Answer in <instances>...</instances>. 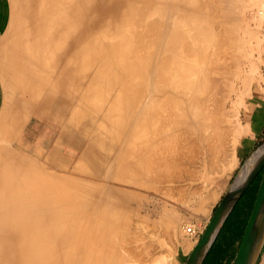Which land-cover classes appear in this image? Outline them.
Returning a JSON list of instances; mask_svg holds the SVG:
<instances>
[{
	"label": "bare ground",
	"instance_id": "obj_1",
	"mask_svg": "<svg viewBox=\"0 0 264 264\" xmlns=\"http://www.w3.org/2000/svg\"><path fill=\"white\" fill-rule=\"evenodd\" d=\"M11 2L0 71L13 74L7 86L34 85L36 101L71 109L61 138L91 143L79 159L89 170H77L118 181L116 170L119 183L158 194L170 177L176 200L208 214L264 118V0ZM11 150L19 156L0 161V264H171L192 247L176 212L142 216L130 189L55 176Z\"/></svg>",
	"mask_w": 264,
	"mask_h": 264
},
{
	"label": "rangeland",
	"instance_id": "obj_2",
	"mask_svg": "<svg viewBox=\"0 0 264 264\" xmlns=\"http://www.w3.org/2000/svg\"><path fill=\"white\" fill-rule=\"evenodd\" d=\"M251 25H253L252 22H251ZM9 28H10V26H9ZM8 31H9V29H8ZM7 32H6V34H7ZM260 32H261V34L264 33V28H262L260 30ZM263 37H264V35H263ZM2 40H3V38H2ZM255 55H256L255 57L257 58L258 57L257 56L258 54L255 53ZM262 56L264 57V52H263V55ZM260 68H261V74L264 75V66L262 64H260ZM42 73H44L43 76H45V77L50 76V75L47 74V72H42ZM45 73H46V75H45ZM40 75H42V74H40ZM28 76L24 80L27 81L28 80ZM29 78H31V77H29ZM29 80L31 81V79H29ZM23 82H25V81H23ZM25 83H26L27 86L30 85L28 82H25ZM256 84H258V83L257 82H254L253 85H252L253 91H256V89L259 87V85L257 86ZM32 87L34 88L35 86L34 85L29 86V88H32ZM39 87L41 88V86H36V88H39ZM45 87H48V89L44 88V89H46V91L43 89L46 92V94L52 92V88L49 89V86H45ZM22 88H24V87H22ZM27 88L28 87H26V89ZM29 88H28V90H31ZM42 88H43V86H42ZM32 90L30 92H36V91L38 92V89H36V90L35 89H32ZM49 90H51V91L49 92ZM258 96H260L259 98L261 100H263L264 96H262L261 94L258 95ZM246 103L248 104V106L250 108V112L253 113V111L256 108L255 107V104H254V99L253 98H247ZM45 104L46 105H50L48 103H45ZM59 104H61V103H59V102L56 103L57 106H60ZM61 107H62V105L60 106V109H61ZM63 107H66V106L63 105ZM69 110H71V109H69ZM69 110L68 109H61L62 116H61L60 123H57L56 122L55 125L54 124L47 125V126H50L51 128H54V126H55L56 135L57 136H59L60 134L62 136V132H63L64 127H65V122H66V119L68 117V111ZM244 111H245V109H243V112H242V114H243L242 116L243 117H244ZM263 120H264V118H263ZM60 124H61V127H60ZM261 127L262 128L259 129V132H256V133H253V134L251 133L252 135L249 134L248 140L246 141L247 143H249L248 145L250 147V149H249V152L250 153L249 154H251V151L253 149H255L259 145V143L261 142V140L264 138V122H263V124H262ZM15 135H17V132H16ZM61 136H59L60 137V141H58L59 138L57 140L58 141L57 142V144H58V152L55 151L53 153L52 152L53 147H50L49 149L48 148L43 149V148H39V147H33L32 149H30L29 151H27L26 149H21V148H18V147L15 146L14 147V150H15L16 153H19L21 155L23 154L22 155V156H24L23 158H29L28 160L35 161L33 163H36L38 167L43 168L45 171H47L49 173H52L55 176L66 177V178H73V179H76V178L88 179V180H91V181H95L97 183L100 182V183H104V184L113 185V186H116V187H121V188H124V189H130L133 193L135 192V193H137V195L139 194V196L140 195L142 196L140 202H142L141 204H143V205H141L139 203V205H141V208L140 207L138 208L139 213L142 216H148V215L151 214L153 220H158L160 218L161 214L164 215V213L168 214L170 212H172V213H175L176 212V214H174V217L176 215L178 216V217H175L176 219L177 218L181 219L182 222H184L186 225H189V224L192 225L194 223L196 225L198 223L197 225L199 227V230H203V233L205 232V229H206V227H207V225H208V223L210 221L209 220V216L211 214L212 207L216 204V202L219 200V198L223 194L225 195L226 191L231 186L233 180L235 179V177L237 176L238 172L240 171V169L242 167V166L241 167H236V169L230 174V177L227 178V180L225 181V184L221 187V191H220V194H219L218 199L214 202V204L212 205V207L210 209V212L208 214H207V212H195L194 209H193L195 207V205H196L195 202L185 201L184 198H183L182 201H184L183 202L184 205H182V203L179 202V201H181V199H180L181 197H179V201H178V198L176 200V197H173L174 195L178 197V193H176L175 188H177L179 186L174 187V185H178V184H174L173 185V182H172V184H171V182H168L167 180H169L170 177L167 180H163V181H166L167 182L166 183L167 185L165 184V182H162V183L160 182L161 187H159L160 184L159 185L156 184V187L158 186V188H161V189H159L160 191H158V192H160V194H158L155 191L143 189L141 187L128 186L124 182H120L119 183V180L121 179V177H122L121 180H123V175L121 174V172H119V171L117 172L116 170H113L114 171L113 172V175L115 174V176L117 175V176L120 177V179H118V181H116V180L114 181L113 180V177L112 178L110 177V176H113V175H110L109 176L112 180L109 179L106 176L107 169L104 170V169H102V167H100L101 172L99 171L98 167H95V168L98 169L97 171H99L98 172L99 175H100V173L103 174V175H101V176H104L103 179H102L101 176H100L101 178H99V175L97 174V171H96V173H95V171L93 173V170H96L94 168L92 169V173H91V171H85V173H81V172H84L83 170H85V169L86 170H89L88 169L89 163H87L85 160H82V162H84L85 165L84 166H80L79 170H81V172H79L77 170V168L79 167V166H77L78 165L77 163L79 162L80 163L79 165H82V162L79 159L83 158V157H81L82 153L88 149V147L90 146L91 143L89 142V140H84L82 146H80V145L77 146V145L72 144V141H70V138H69L68 135L64 136L63 139L61 138ZM240 150L241 149H239V151ZM13 154H15V153H13ZM17 155L15 154V156H17ZM22 156H20V157H22ZM75 165L77 167H75ZM90 166H93V165L91 164ZM83 167H85V168L82 170L81 168H83ZM104 167L105 166H103V168ZM74 168H76L77 171H74L75 170ZM104 171H105V173H104ZM86 172L87 173L90 172V175L93 174L97 178L91 177L92 175L89 176V173L87 174ZM111 172L112 171H110L109 174H111ZM0 177H1V174H0ZM259 177H262V176L260 175ZM259 177H257L253 181V183L249 186V188L247 189V191L244 194L245 204H246V210L245 211H246L247 220L245 222V227H243V231H242V234H241V241H242V238H243V235H244V231L246 229V226L248 224V221L250 219L252 210L254 208V204L256 202V198H257L258 191H259V188H260L261 179ZM105 178H107V179H105ZM157 182L159 183V181H157ZM162 185L167 186L168 190H170V189H174V190H170L171 194H169L170 192L169 193L167 192V188H164L163 189ZM172 185H173V187H172ZM0 188H1V181H0ZM165 189H166V193H167L166 195L169 194L170 196L168 195V197H165L164 195H162L164 192L161 194V190L162 191L163 190L165 191ZM173 198H175V199L173 200ZM186 198L188 200V197H186ZM134 205H135V209H134L135 213H134V211H133V213L136 214V216H138V214H139L138 213V210H137V213L138 214L136 213V209H137L136 206H138V203L137 202H134L131 206L134 207ZM217 206H216V208H217ZM133 207H132V209H133ZM216 208L214 209V212H215ZM214 212H213V214H214ZM213 214H212V216H213ZM170 215H172V214L170 213ZM205 218L207 220H209L208 223H204L203 219H205ZM203 233H202V235H203ZM202 235H201V237H202ZM201 237L199 238L198 242L200 241ZM179 239H180V241H183L185 243L188 242V243H186L187 245L185 244L186 246H188V244L191 243V246L192 247L191 248H188V249L184 245L183 246L185 248L184 247L182 248V246L181 247H178L177 248V251H176V253L174 255L175 258H173L174 261L172 263L173 264H186L187 259H188L189 255H190V253H191V251L193 249V242H196V239H192V238L189 239V237H187V236H180ZM241 241H240V244H241ZM186 250H187V252H186Z\"/></svg>",
	"mask_w": 264,
	"mask_h": 264
},
{
	"label": "crops",
	"instance_id": "obj_3",
	"mask_svg": "<svg viewBox=\"0 0 264 264\" xmlns=\"http://www.w3.org/2000/svg\"><path fill=\"white\" fill-rule=\"evenodd\" d=\"M12 13H13V8H12L11 0H0V59L3 54V47H4L2 44V38L9 29L12 19ZM2 71H0V137H1L0 140L4 138L5 142H7L9 145L7 144L5 147V143H4V147L2 146L3 149L2 148L0 149L3 150V152L1 151L2 154L0 155V159H1L0 161L3 160L4 163L5 161L6 163L9 162L10 160L8 159V157L13 152L10 153L8 152L11 149H13L15 146L21 149H26L27 151H29L33 147H39L43 149L45 148L49 149L50 147H53L52 152L53 153L55 151L58 152L57 142L60 141L59 136H61V134L59 136L56 135L55 126L54 128L47 126L49 124L55 125L56 122L60 123L61 121V116H62L61 109L60 106L56 105L55 103L56 99L53 105L52 104L46 105L45 103L42 102V100L37 99L36 101L34 93L30 94L31 92H29V94L31 95V97H33V99L31 98L32 101H30L31 99L29 100V98L27 99L25 98L28 101L24 102L25 99L23 97L25 96L28 97V93H25V95H23L24 93L20 92L19 90L21 89H22L21 91H25V90H23L22 87L18 89V87L15 86V82L13 83L12 80H10L11 84L7 86L6 81L9 82V79L12 78L11 76L9 77L8 75H13V74L12 73L10 74L8 70H7L8 74H6V71L4 73L3 69ZM14 86L16 87L14 88L15 92H11V89ZM20 93H22L21 94L22 98L20 97ZM24 103H26V105H24ZM263 122L264 120L262 122H259L261 126ZM260 125L256 132H259V129L262 128ZM16 132L17 135H15ZM11 139L13 141H10ZM2 141L4 142V140ZM2 141L1 144L3 143ZM248 144L246 146V151L242 153V157L237 167H241L250 155L249 149H247ZM8 148L10 150H8L7 152ZM252 151H254V149ZM5 152H7V154L9 155H7ZM3 154H6L7 157L6 156L3 157ZM6 159H8V161ZM0 181H1V177H0ZM223 195L212 207L209 220L212 217L214 209L220 202ZM245 210H246V204H245V198L243 196L242 199L229 212V214L226 216L225 220L221 224L210 247L208 248V251L202 261V264H235L236 255L238 253L240 246L241 234L243 231V227H245V222L247 220ZM209 220H207L206 218L203 219L204 223H208ZM263 261H264V239L255 256L253 264H264Z\"/></svg>",
	"mask_w": 264,
	"mask_h": 264
},
{
	"label": "water",
	"instance_id": "obj_4",
	"mask_svg": "<svg viewBox=\"0 0 264 264\" xmlns=\"http://www.w3.org/2000/svg\"><path fill=\"white\" fill-rule=\"evenodd\" d=\"M263 146L264 138L243 163L240 171L233 180L231 186L228 188L225 195L219 202L200 241L192 249L186 264H202V261L208 251V248L210 247L217 231L219 230L226 216L242 199L245 192L253 183V181L261 175V184L256 198V202L254 204V208L252 210L246 229L244 231V235L235 260V264L254 263L255 256L264 239V153L261 155V157H259V159H257L249 174L240 184H237V180L248 161Z\"/></svg>",
	"mask_w": 264,
	"mask_h": 264
},
{
	"label": "built area",
	"instance_id": "obj_5",
	"mask_svg": "<svg viewBox=\"0 0 264 264\" xmlns=\"http://www.w3.org/2000/svg\"><path fill=\"white\" fill-rule=\"evenodd\" d=\"M186 236L192 239H196L198 242L199 238L201 237L203 230H199L197 225H187L185 228Z\"/></svg>",
	"mask_w": 264,
	"mask_h": 264
},
{
	"label": "trees",
	"instance_id": "obj_6",
	"mask_svg": "<svg viewBox=\"0 0 264 264\" xmlns=\"http://www.w3.org/2000/svg\"><path fill=\"white\" fill-rule=\"evenodd\" d=\"M261 179V177H259Z\"/></svg>",
	"mask_w": 264,
	"mask_h": 264
},
{
	"label": "flooded vegetation",
	"instance_id": "obj_7",
	"mask_svg": "<svg viewBox=\"0 0 264 264\" xmlns=\"http://www.w3.org/2000/svg\"><path fill=\"white\" fill-rule=\"evenodd\" d=\"M259 177V176H258ZM262 178V177H261Z\"/></svg>",
	"mask_w": 264,
	"mask_h": 264
}]
</instances>
